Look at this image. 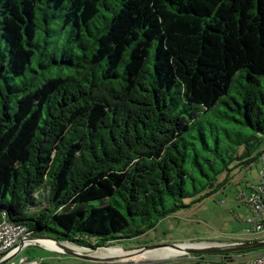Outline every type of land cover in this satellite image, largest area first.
I'll use <instances>...</instances> for the list:
<instances>
[{
	"label": "trees",
	"instance_id": "obj_1",
	"mask_svg": "<svg viewBox=\"0 0 264 264\" xmlns=\"http://www.w3.org/2000/svg\"><path fill=\"white\" fill-rule=\"evenodd\" d=\"M0 42V222L29 237L110 247L260 166L264 0H0Z\"/></svg>",
	"mask_w": 264,
	"mask_h": 264
},
{
	"label": "rangeland",
	"instance_id": "obj_2",
	"mask_svg": "<svg viewBox=\"0 0 264 264\" xmlns=\"http://www.w3.org/2000/svg\"><path fill=\"white\" fill-rule=\"evenodd\" d=\"M0 49H3V44L0 42ZM9 77L8 74H4ZM237 118L241 119L240 114H235ZM236 131H240L238 128ZM240 138L246 139L250 134L245 130H241ZM233 132H231L232 134ZM238 136H233L232 139H226L224 142H232L240 140ZM224 147V146H223ZM254 153H261L264 149V137L260 138V142L252 146ZM259 164L253 163L250 168L241 172L231 171L228 173L229 181L224 184L223 190L214 194L212 197L203 200L200 204L194 205L189 209L176 212L171 217H167L160 221L156 227L146 234L141 235L131 240L122 241L120 243H113L109 248H121L124 251L131 252L141 249L143 247L154 245H173V244H230L235 241H250L264 239V230L246 234L245 220L251 219L252 215L244 206H241L237 200V193L244 188L245 182L250 184L259 181ZM226 174L219 175L220 181L224 180ZM45 238L51 237L45 233L39 232L30 238ZM71 244V243H69ZM72 245V244H71ZM160 248V247H159ZM151 249L157 251L156 249ZM121 250V251H122ZM149 250V251H151ZM153 251V252H154ZM92 252V251H91ZM123 252V251H122ZM147 252L143 253L146 254ZM123 256L127 253L123 252ZM186 255H176L167 258H148L136 257L130 260L121 259L117 261L118 264H143L144 262H151V264H166L171 261H178L185 258ZM21 258H26L30 261H37L42 264H92L90 262L81 260L79 258L69 256L54 250H49L39 244H32L24 247L21 252L11 259L7 264L17 263ZM248 259V257L236 256L235 262H241Z\"/></svg>",
	"mask_w": 264,
	"mask_h": 264
},
{
	"label": "built area",
	"instance_id": "obj_3",
	"mask_svg": "<svg viewBox=\"0 0 264 264\" xmlns=\"http://www.w3.org/2000/svg\"><path fill=\"white\" fill-rule=\"evenodd\" d=\"M259 160V182L254 186H248L239 195L240 203L248 208L252 215V218L246 221L244 230L246 234L258 233L264 230V150L261 152ZM28 238L29 235L24 227L6 221L0 222V260L16 252L20 243H22L23 248L38 244V241L36 243ZM13 264L42 263L21 258L19 262ZM143 264H151V262H144ZM166 264L178 263L171 262ZM181 264H264V251L255 252L249 255L248 259L237 263H222L213 259H200L194 255H189L186 261Z\"/></svg>",
	"mask_w": 264,
	"mask_h": 264
},
{
	"label": "water",
	"instance_id": "obj_4",
	"mask_svg": "<svg viewBox=\"0 0 264 264\" xmlns=\"http://www.w3.org/2000/svg\"><path fill=\"white\" fill-rule=\"evenodd\" d=\"M28 239L31 241H34L36 243L39 240L52 241V242H54L60 246V248H61V251H59L60 253L79 258L81 260L90 262L92 264H114V263H117V261H119L121 259L130 260V259L136 258V256H139L142 253L148 252L151 249H155V248H159V247L160 248L161 247H170L172 249L181 250V248L179 247L180 244L161 245V246L154 245V246L143 247L141 249L131 251L130 254L128 256H125L124 258L98 257V256H94L93 253L98 249H107L108 247H100V248H94V249H87V248L79 247V248L85 249V251L82 253H77L74 250L65 246L64 243H68V242H60L57 240H51V239H47V238L40 239V238H30L29 237ZM22 248H23V245H22V243H20L18 245L17 251L14 252L13 254L7 256L6 258L0 260V264H7V262H9L11 259H13L15 256H17L19 254V252L21 251ZM263 248H264V239L233 242L230 244H220V243L209 244V243H207L206 246H202V247H191L190 246V247H187L185 249H182L184 251V253L181 255H201V256H204V255H215V254H220V253H238V252L249 251V250L255 251V250H259V249H263ZM132 253H134V254H132Z\"/></svg>",
	"mask_w": 264,
	"mask_h": 264
},
{
	"label": "bare ground",
	"instance_id": "obj_5",
	"mask_svg": "<svg viewBox=\"0 0 264 264\" xmlns=\"http://www.w3.org/2000/svg\"><path fill=\"white\" fill-rule=\"evenodd\" d=\"M38 244L40 246H43L49 250H54V251H61V248L59 245H57L56 243L49 241V240H39ZM66 247L74 250L77 253H82L85 250L82 248H79L77 246L68 244V243H64ZM207 245V244H206ZM206 245H202V244H194V245H188V244H180L179 247L181 248V250H177V249H172L170 247H161L159 249H156L157 251L151 250L148 251L146 254H140L139 256L136 257H148V258H167V257H173L176 255H181L184 253V251L182 249H185L187 247H202V246H206ZM121 248H109V249H98L96 250L93 254L94 256H98V257H118V258H124L125 256H123V252L127 253L128 255L130 254V252L124 251ZM154 251V252H153ZM134 254V253H132ZM127 255V256H128Z\"/></svg>",
	"mask_w": 264,
	"mask_h": 264
},
{
	"label": "crops",
	"instance_id": "obj_6",
	"mask_svg": "<svg viewBox=\"0 0 264 264\" xmlns=\"http://www.w3.org/2000/svg\"><path fill=\"white\" fill-rule=\"evenodd\" d=\"M22 249H23V248H22ZM22 249H21V250H22ZM20 252H21V251H20ZM20 252H19V253H20Z\"/></svg>",
	"mask_w": 264,
	"mask_h": 264
}]
</instances>
